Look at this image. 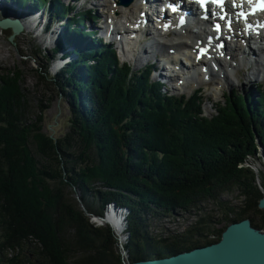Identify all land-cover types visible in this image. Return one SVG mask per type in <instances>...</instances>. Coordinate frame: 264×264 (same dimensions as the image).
<instances>
[{
    "label": "trees",
    "instance_id": "1",
    "mask_svg": "<svg viewBox=\"0 0 264 264\" xmlns=\"http://www.w3.org/2000/svg\"><path fill=\"white\" fill-rule=\"evenodd\" d=\"M34 1L39 7L46 4ZM53 6L57 14L69 16L61 3ZM87 15L91 18L92 13L83 17ZM80 22L73 15L66 36L82 33ZM103 49L76 45L77 61L54 77V85L72 88L68 98L73 112L70 131L56 141L38 125L41 114L26 121L28 97L22 83L16 84L23 80L18 67L13 76L9 68L3 69L10 80L3 75L0 89V228L4 237L0 251L36 249L9 263L124 264L113 229L93 223L87 215H104L111 202L131 209L125 244L129 262L219 241L222 233L217 229L209 231L220 236L201 241L199 237L208 232L203 218L175 240L158 239L144 224H149L146 214L192 212L206 199L221 205L227 203L221 196L235 190L241 205L228 206L222 219L230 224L250 218L263 229L259 201L264 197V171L257 172L246 163L248 157L257 158L259 139L264 145V91L250 103L246 96L230 100L208 126L197 121L191 107H181V99L154 83L151 67L134 71L119 63L114 49ZM51 58L48 53V63L41 62L37 70L44 82L49 79ZM5 82L10 85L5 87ZM81 99L88 108H82ZM189 104L196 103L190 100ZM31 137L34 149L29 147ZM79 143L83 148L77 158L73 148ZM40 157L53 164L43 169ZM70 185L82 191L84 207L65 195ZM253 215H260L262 221ZM196 233V239H189V234Z\"/></svg>",
    "mask_w": 264,
    "mask_h": 264
},
{
    "label": "rangeland",
    "instance_id": "2",
    "mask_svg": "<svg viewBox=\"0 0 264 264\" xmlns=\"http://www.w3.org/2000/svg\"><path fill=\"white\" fill-rule=\"evenodd\" d=\"M65 1V0H64ZM49 3L47 2V5ZM100 8V6H98ZM14 10V9H13ZM47 17L46 19L49 20L50 18L55 17V11L51 8H47ZM100 11H105L104 8L101 7ZM16 13L15 11H12ZM0 18H3V14H0ZM60 29L63 28V26L59 27ZM11 30L10 29H3L0 27V89L4 85L2 82L3 75L5 77H8L10 80V77L8 74L4 72V68H9L8 70L9 75L13 76L12 71L15 67H18L19 73L22 75L23 80L20 82H16V84L19 86L21 84V88L23 92L28 97V111L25 113V119L28 122H32L37 114H41L42 121L38 123L43 128V132L50 136L53 140H60L61 138L65 137L67 133L71 129L72 120H73V112H72V104L69 101L68 95L71 91L69 87L59 86L58 84L54 85V75L49 73L47 71V74H49V79L47 82H44L43 80L39 79V72L37 70H40V63H48L47 61V51L48 49L52 47V40L51 38H48L46 35L45 38L39 37L37 33H33L28 31L27 29L25 31H22V33L15 35L14 38H11ZM190 40V38L188 39ZM186 51L188 50V47L184 48ZM120 61L127 62L133 67V70L136 71L139 68H142L144 65V61H140L136 59V56L138 58V54L135 53V56H124L121 54V51L119 50L117 52ZM183 56L186 60L188 58L185 57V55L182 53V51H179L176 55H167L164 54L162 56L163 63L166 65H171V61L178 62L179 56ZM36 58L38 59V63L35 62ZM130 58V59H129ZM173 59V60H172ZM137 60V61H136ZM45 63V64H46ZM162 63V62H161ZM39 64V65H38ZM225 68H228V62H226ZM48 69V68H47ZM136 69V70H135ZM254 69V68H253ZM256 69V68H255ZM261 70V72H260ZM138 71V70H137ZM251 70L246 71V75L241 74L240 78H235L231 76L229 79L231 83L234 82L237 87L235 88V91H237L240 94H244V92H247L248 89L251 87L252 91L254 90L255 97L260 94V91H264V89L260 88L258 84L263 83L264 84V66L260 68V66L257 67V72L259 75V79L262 82L257 81L254 85H252L250 79ZM16 72V70H15ZM169 73H171V70H168ZM202 78V77H201ZM221 77L217 75L215 80H219ZM8 80V79H6ZM196 78L191 79L190 81H187L184 83L183 86H180L179 90L174 91V94L177 95L181 94H188L189 92L193 91V86L191 83H194ZM60 83L62 82L59 80ZM177 81L174 80L173 83L175 84ZM218 84V83H217ZM10 83L5 82V87H8ZM256 86V87H255ZM168 88L170 86H167ZM228 87L225 89V94L223 95L220 92V85H211L209 88H205L206 92L205 95L211 94L213 92L216 95V98L213 99L214 102H218L217 109L220 111L223 108L227 107L230 100L234 99L236 100V97H238L237 93L235 91H232V87ZM4 90V87L3 89ZM1 90V91H2ZM232 91V94H230ZM210 98V97H208ZM210 100V101H209ZM211 102V98L207 101H204V106L206 103ZM199 104V105H198ZM198 105V108L196 107ZM30 106V107H29ZM181 107H191L193 110H195L198 118L197 121H204L208 126L213 125L214 121L217 117L214 115L216 114L215 106L214 108H211L206 104V108L204 107V110L202 109L203 104L202 102H197L194 105L189 104V101H182L180 103ZM30 108V109H29ZM27 110V109H26ZM218 115V114H217ZM74 136V135H73ZM31 137L30 145L29 147L35 148V144ZM80 142L82 143V140L80 138ZM259 142V140H258ZM79 143L77 145H74L73 153L75 157L80 156V152L83 148L82 144ZM259 144V143H258ZM256 159H252L248 157L249 161L246 163V166H252L255 171L259 172V170L264 171V155L262 153L260 145L257 147L256 152ZM39 160V165L44 168H49L53 161H51L49 158L46 157H40L37 158ZM38 166V167H40ZM60 174H64V171L59 167ZM238 191L235 190L233 193H224L221 196L222 200L227 201V203H222L219 205L218 203L214 202L212 199H206L201 200L197 207H194L192 209V212H183L178 211L177 209L174 210V213L164 215L162 217H153L151 215H147L149 224H145V226L148 228L149 231L152 232L154 236H156L158 239H165V240H175L176 236L183 235L188 229L193 227V225L203 218L205 222H207L206 230L208 232H204L202 236L199 238L201 241H204L206 239H215L225 230V228L229 225V223L222 219L223 212L227 210L228 206H236L239 207L241 205V200L237 197ZM65 195L70 197L71 200L77 199L78 202L81 201L82 197V191L74 186H67V190L65 192ZM81 204V203H80ZM113 204V202L111 203ZM84 205V204H83ZM82 206V205H81ZM85 206V205H84ZM222 207V208H221ZM239 208H237L238 210ZM92 218L93 223L97 225L104 224L103 218H97V216H92L91 214H87ZM254 219L257 221H262V218L260 215L255 216L253 215ZM148 223V222H147ZM148 225V226H147ZM209 229L214 230L217 229V231L221 233H212L209 231ZM264 230V228H263ZM126 229H123L122 231H116V234L118 235V238H120L119 244L122 247V253L124 258L127 257V251L125 250V245L123 244L126 240V235L124 232ZM3 232L0 228V240L4 241ZM115 234V235H116ZM197 234V233H196ZM116 235V236H117ZM192 236V237H191ZM198 234L195 236V234L190 235L189 239H196ZM123 242V243H122ZM35 245V241L33 242ZM37 243V242H36ZM41 246V243H38ZM38 244H36L37 247ZM202 244V243H201ZM33 245V246H34ZM40 249V247H39ZM36 249L34 247H25L24 251L19 252L18 250L12 251L10 249H3V251H0V264H10L9 261H11L12 258L20 256L22 253L27 252V254L31 251H35ZM38 255L40 258L41 256ZM43 260H46L43 258ZM127 259L125 258V261ZM129 261V260H128ZM127 261V263H128ZM28 264V263H25Z\"/></svg>",
    "mask_w": 264,
    "mask_h": 264
},
{
    "label": "water",
    "instance_id": "3",
    "mask_svg": "<svg viewBox=\"0 0 264 264\" xmlns=\"http://www.w3.org/2000/svg\"><path fill=\"white\" fill-rule=\"evenodd\" d=\"M0 27L11 29V38L22 33L24 24L19 19L0 20ZM264 155V145L259 139ZM264 211V197L259 201ZM124 264H264V230L253 225L250 218L231 222L219 241L181 250L166 257L145 258ZM128 261V263H127Z\"/></svg>",
    "mask_w": 264,
    "mask_h": 264
},
{
    "label": "bare ground",
    "instance_id": "4",
    "mask_svg": "<svg viewBox=\"0 0 264 264\" xmlns=\"http://www.w3.org/2000/svg\"><path fill=\"white\" fill-rule=\"evenodd\" d=\"M101 1H102V5H104L105 8L110 10V17L115 23H118V22H120V23L124 22L125 23V21H129L132 18L141 19V17H142L141 16V12L144 11L143 8L140 5H138L136 2L131 4L129 7L124 8L123 6H121V5L117 6L114 3L117 0H101ZM27 6L32 8V7L38 6V4L34 0H0V12H1L0 14L1 15L2 14L3 15H7L8 14V10H11V11H15L16 10V14L17 13H21L22 11H26L27 10L26 9ZM62 6H63V4H62ZM64 6L66 7L65 4H64ZM9 16H11V14ZM11 17H14V16H11ZM84 23H85V25L91 26V24L88 23V22H84ZM24 26H25L24 31L27 29L28 31L32 30L30 32L34 33L35 24L29 25V20H28V21H26L24 23ZM33 26H34V28H33ZM164 37L168 38L169 44L176 41L181 46H187V43L185 42V39H184L183 35H172L171 36L169 34H166ZM260 40H264V34L260 37ZM164 44H166V43H164ZM165 46H167V45H163V47H165ZM172 46L173 45H171V47ZM48 50L49 51L52 50V47L49 48ZM187 56L189 58L190 57L192 58L191 51L187 52ZM263 65H264V63H263ZM235 92L237 93L238 96L240 95V93H238L237 91H235ZM252 103H253V101H252ZM81 202H82V204H84L82 199H81ZM107 213H108V215L110 214L109 209H107Z\"/></svg>",
    "mask_w": 264,
    "mask_h": 264
},
{
    "label": "snow or ice",
    "instance_id": "5",
    "mask_svg": "<svg viewBox=\"0 0 264 264\" xmlns=\"http://www.w3.org/2000/svg\"><path fill=\"white\" fill-rule=\"evenodd\" d=\"M215 2L222 4L223 0H215ZM261 4H262V6H264V0H261Z\"/></svg>",
    "mask_w": 264,
    "mask_h": 264
}]
</instances>
